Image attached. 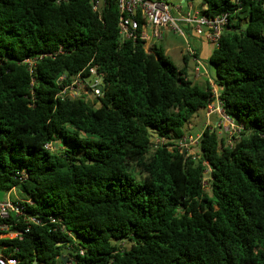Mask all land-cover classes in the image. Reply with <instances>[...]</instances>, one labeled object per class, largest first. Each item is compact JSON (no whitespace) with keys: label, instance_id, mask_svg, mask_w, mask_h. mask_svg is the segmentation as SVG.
I'll return each instance as SVG.
<instances>
[{"label":"trees","instance_id":"16d2710c","mask_svg":"<svg viewBox=\"0 0 264 264\" xmlns=\"http://www.w3.org/2000/svg\"><path fill=\"white\" fill-rule=\"evenodd\" d=\"M91 1L0 0V192L39 220L3 243L18 264H264V0H185L227 14L208 64L240 127L230 143L203 129L193 158L166 146L212 86L122 41L115 0ZM89 66L101 96L60 97L58 77Z\"/></svg>","mask_w":264,"mask_h":264},{"label":"built area","instance_id":"2783aa9c","mask_svg":"<svg viewBox=\"0 0 264 264\" xmlns=\"http://www.w3.org/2000/svg\"><path fill=\"white\" fill-rule=\"evenodd\" d=\"M103 1H91L94 12L100 13ZM115 2L119 13L118 30L121 40L136 41L138 39L144 42V47L152 39H161L164 28H170L173 32L182 34L180 24H186L191 26L196 34L211 43L214 48H217L221 32L228 22L227 14L208 17L202 14L201 10L193 9L191 11V6H189V10L186 13L181 12L180 6H175L173 10L178 14V17H172L169 5L162 0H115ZM146 27L149 28L150 32L144 31ZM186 54L197 62L196 54L190 46H187ZM41 57L42 55L26 58L22 63L27 66L29 72H32ZM1 67L2 58L0 56ZM195 70L197 72L200 71L198 65ZM87 71L88 75L86 77L92 78L91 84H88L85 81L86 77H82L80 73L70 77L65 74L60 75L57 79V83L61 87L58 95L60 97L64 95L75 97L84 92L87 96L94 98L101 96L102 89L98 86L102 82L96 72V67L89 66ZM209 84L212 86V95L205 106L204 116L206 119L217 116L218 120L215 122L217 126H223L226 123L229 126L227 129L232 134L238 132L240 127L234 124L224 112L216 85L210 82ZM200 138L201 132L197 134L185 133L177 140H171L172 143L167 145L166 148L170 151L176 149L186 157L191 156L193 158L196 157ZM151 141L154 146H162L166 142L165 139L157 136L156 139ZM44 147L50 150L55 148L53 142L46 143ZM27 203L30 202L10 197L0 200V264H18L13 252L9 251V246L5 245L3 240L19 238L28 232L30 223H39V220L27 213ZM11 218H16V221H11ZM18 223L22 224L23 227H18Z\"/></svg>","mask_w":264,"mask_h":264},{"label":"crops","instance_id":"0c3cea01","mask_svg":"<svg viewBox=\"0 0 264 264\" xmlns=\"http://www.w3.org/2000/svg\"><path fill=\"white\" fill-rule=\"evenodd\" d=\"M199 5H200V8L196 6L198 11L201 10V3H199ZM189 6H191V4H189ZM181 12L184 13L182 10ZM170 13L172 17H178V14L174 10L173 12L170 11ZM180 26L182 29V34H180V37L182 38V43H184V45L181 44V42L180 44H175V43L165 44L166 43L165 39L167 37L165 33L168 32V30L170 29L164 28L162 30V38L159 40H156V39L150 40L149 42L145 44V48L146 49L150 47L161 48L164 55H166L168 59L172 63H174V65H176L178 68H183L184 70L187 71L189 78L193 82L198 83V84H202L203 82L213 83L214 73L212 75L211 72L209 71V68L211 66L208 64V58L211 52L213 51V49H215L214 46L208 41H206L202 36L196 34L191 26L186 25V24H180ZM144 31L150 32L148 27H146ZM187 46H190L194 50L196 54L195 56L197 57V62L193 61L186 54ZM172 55H173V58L177 60L176 62H173L171 60ZM184 57H186V59H184ZM197 65L199 66V69H200V71L198 72L195 70V67ZM12 193H14L13 198L20 199V196L15 189H12L11 191H9L5 197H10Z\"/></svg>","mask_w":264,"mask_h":264},{"label":"rangeland","instance_id":"374dc122","mask_svg":"<svg viewBox=\"0 0 264 264\" xmlns=\"http://www.w3.org/2000/svg\"><path fill=\"white\" fill-rule=\"evenodd\" d=\"M163 2H166L168 5H169V8H170V11L173 12V9L175 6H180L181 7V10L186 13L188 10H189V4H191V11L194 9V10H197L196 6L198 8H200V5H199V2L198 1H194V2H181L182 0H162ZM170 29V28H169ZM167 35L165 41L166 43L165 44H183L182 43V38L180 37V34L178 32L174 33L171 29L168 30V32L165 33ZM164 41V42H165ZM163 42V41H162ZM171 60L173 62H176L177 60L173 58V55H172V58ZM209 71L211 72V74L213 75L214 73V70L212 67L209 68ZM85 81L88 83V84H91L92 82V78L91 77H86ZM83 91V90H82ZM84 94V92L82 93ZM85 99L91 103H93L96 98L92 97V96H86L85 94ZM218 120V117L215 116V117H210L209 119H206V117H204L203 119V112L202 111H199L197 113V116H194L193 119L185 126V133H191V134H197V133H200L202 132L203 129L205 128H212V129H215L216 132L218 133L219 137H223V138H226V141L228 143L231 142V135L232 133L229 131V129H227V127H229L226 123L223 124V126H217L215 122H217ZM235 134V133H234ZM58 138H56L54 140V146L55 148L54 149H59L61 148V146H58ZM152 139H156V135H153L152 134ZM205 186H206V179H205ZM206 190H208V186H206ZM3 193L0 192V200L3 199ZM14 196V193H12V195L10 196L11 198H13ZM63 253H66L65 251Z\"/></svg>","mask_w":264,"mask_h":264},{"label":"water","instance_id":"95a60500","mask_svg":"<svg viewBox=\"0 0 264 264\" xmlns=\"http://www.w3.org/2000/svg\"><path fill=\"white\" fill-rule=\"evenodd\" d=\"M185 0H182L181 2L183 3ZM102 83L98 86L99 88L102 89ZM60 259H62V261L65 263L67 261V257L66 256H62L60 257ZM37 263V260H34L33 264H36Z\"/></svg>","mask_w":264,"mask_h":264}]
</instances>
